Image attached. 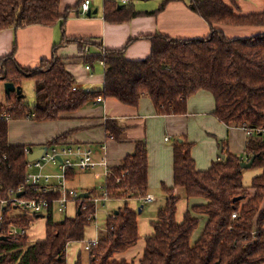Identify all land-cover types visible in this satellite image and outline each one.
<instances>
[{
    "label": "trees",
    "instance_id": "obj_1",
    "mask_svg": "<svg viewBox=\"0 0 264 264\" xmlns=\"http://www.w3.org/2000/svg\"><path fill=\"white\" fill-rule=\"evenodd\" d=\"M172 1L163 0L158 9L145 14H157ZM230 2L237 6V0ZM189 8L211 25L210 35L198 39H172L160 33L147 36L152 52L143 60L128 59L124 49L92 55L86 52V48L96 46L90 39L65 38L54 46L51 60L43 61L37 68H23L14 58L15 43L13 53L1 60L0 70V197L23 183L26 149L34 150L33 146L9 143L8 120H58L64 113L97 102L100 96L137 106L146 95L160 114L172 115L187 113L188 98L199 90H207L215 97L214 115L220 121L264 129V34L227 38L214 27L215 24L264 25V11L237 14L225 0H189ZM139 14L133 5L118 9L112 3L105 4L104 17L110 22L128 21ZM64 19L60 14V0H0V31L30 25L55 26ZM66 40L78 45L85 63L104 62L105 81L101 90L86 91L78 86L66 67L69 58L59 55ZM29 79L35 82L32 104L16 93H5L2 101L3 83L22 86ZM112 125L108 121L107 130L118 134ZM67 137V133L62 134L46 147L65 143ZM191 147L185 140L174 144V185L164 187L170 197L159 210L157 220L152 222L154 233L146 238L140 264H264L263 137L257 133L249 138L246 158L226 152L225 160L204 171L196 168ZM254 155L252 167L263 172L246 188L241 164ZM148 187L147 149L141 141L132 154L111 170L105 189L110 198L127 199L145 197ZM175 188H183L189 199L205 200L189 208L181 222L177 220L180 197L176 196ZM89 194L92 197L77 203L79 210L75 216L64 217L57 223L50 209L45 216L43 240L30 242L28 235L4 240L0 236V264H66L68 243L84 240L87 226L95 219L96 205L92 199L99 196V191L94 189ZM234 212L238 214L236 218H233ZM6 219L29 230L38 217L6 213ZM203 221L205 226L195 239V231ZM106 226L107 235L92 249L90 264H135L118 261L115 255L137 245L138 212L125 204L107 218ZM76 264H82L80 257Z\"/></svg>",
    "mask_w": 264,
    "mask_h": 264
},
{
    "label": "crops",
    "instance_id": "obj_2",
    "mask_svg": "<svg viewBox=\"0 0 264 264\" xmlns=\"http://www.w3.org/2000/svg\"><path fill=\"white\" fill-rule=\"evenodd\" d=\"M162 1L152 5V2L156 4V0H130L128 3H123L122 0H91V11L97 10V13L84 16L80 13L81 0H60V14L65 16V19L59 24L30 25L0 31V70L1 60L13 53L15 43L14 58L17 64L23 68H37L43 61L52 59L54 46L62 43L65 38L90 39L96 44L94 47L86 48L92 55H104L105 50L124 49L128 59L143 60L152 52V43L146 38L147 36L160 33L172 39H198L210 35L211 25L189 8V0H174L157 14H145L158 9ZM106 2L117 5L118 9L124 5H133L134 10L141 14L128 21H107L104 17ZM225 3L241 15L264 11V0H237V6H233L230 0H225ZM214 27L222 31L227 38H249L264 34V25L215 24ZM59 55L69 58L66 64L67 70L74 76L79 87L86 91H99L103 88L105 65L102 60L92 65L85 63L79 53L78 45L68 43V40L65 46L60 48ZM87 66L90 68L88 69ZM3 85L4 83L1 85V91ZM215 107L213 93L199 90L188 98L185 114H160L153 100L145 95L137 106H130L116 98L108 97L103 98L101 102L97 100V102L89 103L75 112L64 113L58 120H8L10 144L33 146L35 151L46 146L56 137L67 133L68 137L63 141L65 143L60 145L80 144L93 150L94 168L87 171L75 170L68 174L67 186L76 191L78 190L74 183L78 174L92 175L95 181H102L100 187L104 188L108 177L105 175L106 169L111 171L118 166L125 157L135 151L137 143L141 141L146 143L149 186L147 195H153L156 201L145 202L144 197H129L127 199L109 198L95 204L96 214L101 203L112 204L111 207L108 206L105 224L103 227L99 223L87 226L84 240L68 243L66 264H76L79 257L82 264H90L91 251L86 250V242L104 239L108 231L107 218L118 213L125 204L138 212L140 239L136 246L115 255V259L140 264L146 238L154 233L152 222L157 220L158 212L163 205H160L155 216L141 218L139 215L144 213V204L152 205L159 199L165 203V200L170 197L164 187L171 188L174 185L176 141L185 140L192 144L191 155L195 160L196 168L200 171L208 170L214 163L225 160L226 152L246 156L245 149L249 137L245 129L243 126L227 125L220 121L214 115ZM108 121H112L114 124L112 128L118 130V134H112L107 130ZM221 146L224 159H221L219 155ZM44 171L56 173L58 170L56 166L48 164ZM94 189L97 188L87 187L82 193H89ZM175 194L180 197L177 213L179 222L189 208L205 202L200 198H187L183 188H175ZM131 202L136 205L132 206L129 204ZM78 210L77 204L71 203L67 214L60 215L53 212L54 221L57 223L64 217L75 216ZM16 212L12 211L11 214H21ZM96 214L93 222L96 220ZM57 215L62 218L56 220ZM46 222L45 216H38V219L32 223L28 234L30 242L45 239ZM40 223L44 226L42 231L38 229ZM204 226L203 221L195 231V239Z\"/></svg>",
    "mask_w": 264,
    "mask_h": 264
},
{
    "label": "built area",
    "instance_id": "obj_3",
    "mask_svg": "<svg viewBox=\"0 0 264 264\" xmlns=\"http://www.w3.org/2000/svg\"><path fill=\"white\" fill-rule=\"evenodd\" d=\"M128 3L130 0H122ZM91 11V0H83L80 6V13L87 15ZM86 52H89L86 49ZM89 69L90 66H87ZM103 100L102 96L98 101ZM7 118V116H6ZM248 137H253L260 133L264 139V129H252L243 126ZM27 157L32 153L30 149H26ZM50 164L57 167L56 173L45 172V167ZM95 167L93 158V150L80 144H70L63 146L60 144H52L47 146L46 151L35 160H27L26 175L23 183L18 187L10 189L7 196L0 197V236L6 238L20 239L29 234V230L20 227L14 223H8L6 213L9 216L12 211L20 212L22 216L33 218L35 216H46L48 211L52 209L54 213L60 215L67 214L71 203H78L81 198L78 191L67 186L68 174L75 170L87 171ZM111 171L107 168L105 175L108 176ZM2 189L0 183V190ZM109 194L107 190L102 188L99 196H95L92 200L95 204L100 201L108 200ZM143 200L145 202H154L156 198L153 195H146ZM8 210V211H7ZM237 213H233V218L237 217ZM99 240L95 239L87 241L85 248L92 251L99 244Z\"/></svg>",
    "mask_w": 264,
    "mask_h": 264
},
{
    "label": "rangeland",
    "instance_id": "obj_4",
    "mask_svg": "<svg viewBox=\"0 0 264 264\" xmlns=\"http://www.w3.org/2000/svg\"><path fill=\"white\" fill-rule=\"evenodd\" d=\"M160 1L161 0H156V4H155V2H152V5L153 4L157 5L158 2H160ZM22 88L24 91V96L27 98V101L32 104L34 102V97H35V82H34V80H32V79L25 80L23 85H22ZM4 96H5V87L3 85L2 91H1V99L2 100L4 99ZM262 172H263V170L261 168H257V167H251V168L243 169V183H244L245 187L249 188L251 186L252 180L256 176L261 175ZM101 182L95 181L93 176L90 174H86V175L78 174L75 178L74 184H75V187L77 188V190L79 191V193H82L84 191V189H86L87 187L97 188L96 190H99V192H102V188L100 187ZM129 204H131L132 206L136 205V203H133V202H131ZM103 205H104L103 203H101L99 205L98 211L96 214V220L92 223V225H97V223H99L102 227L104 226L108 206H110L112 204L109 203V204H106L104 206ZM160 205H164V201L161 199H159L158 202H155L152 205L144 204V207H145L144 213L139 215V216L141 218L155 216ZM16 213L19 214L20 212L17 211ZM61 218L62 217L60 215L56 216V220H59ZM38 229H41V231L44 230V226L42 223L38 224Z\"/></svg>",
    "mask_w": 264,
    "mask_h": 264
},
{
    "label": "water",
    "instance_id": "obj_5",
    "mask_svg": "<svg viewBox=\"0 0 264 264\" xmlns=\"http://www.w3.org/2000/svg\"><path fill=\"white\" fill-rule=\"evenodd\" d=\"M96 13H97V10L94 11V12L90 11L87 15L91 16L92 14H96ZM4 87H5V93L8 94V95L11 94V93H16L19 98L21 96H24L22 86H16L13 82H5L4 83ZM46 149H47V147L44 146V147H41V148L33 151L29 155V160L32 161V160L40 158V156L43 154L44 151H46ZM222 151H223V147L221 146L220 150H219V155H220L221 159H224L225 156L223 155ZM255 159H256V155H254L249 161L243 162L241 164V167L243 169L251 168L253 166L254 162H255ZM89 196H90L89 193H81V195H80V197L84 198V199L89 198ZM237 199H235V200H237ZM140 212H141V210L139 211V213ZM39 217H41V216H39ZM1 238L6 240V237H1Z\"/></svg>",
    "mask_w": 264,
    "mask_h": 264
}]
</instances>
